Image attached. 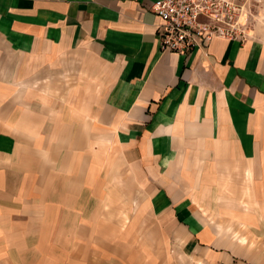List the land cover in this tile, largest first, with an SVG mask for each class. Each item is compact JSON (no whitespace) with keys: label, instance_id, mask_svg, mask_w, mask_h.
I'll list each match as a JSON object with an SVG mask.
<instances>
[{"label":"crops","instance_id":"obj_1","mask_svg":"<svg viewBox=\"0 0 264 264\" xmlns=\"http://www.w3.org/2000/svg\"><path fill=\"white\" fill-rule=\"evenodd\" d=\"M153 1L0 0V264H78L145 228L206 264L249 244L264 214V38L161 50ZM17 57L76 59L101 97L83 132L17 110ZM113 203L128 226L100 222Z\"/></svg>","mask_w":264,"mask_h":264},{"label":"rangeland","instance_id":"obj_2","mask_svg":"<svg viewBox=\"0 0 264 264\" xmlns=\"http://www.w3.org/2000/svg\"><path fill=\"white\" fill-rule=\"evenodd\" d=\"M244 6L240 20L246 32L264 38V0H246ZM23 61L16 58L15 83L10 86L17 110L28 109L32 111L28 115L30 119L52 124H58L59 119L79 121L83 132L87 128L88 107L99 106L101 97L91 79L85 76L86 72L78 68L76 59H64L51 66L28 60L24 64ZM113 206L114 203L110 212L100 214V222L115 221L122 224L126 221L125 225L128 226L130 214L116 212L112 210ZM142 216L146 217V214ZM256 217V226L245 229L249 232V244L231 246L232 259L221 264H264V214L257 213ZM161 237L155 230L145 228L137 243L126 245L120 243L119 234L115 239L118 243L113 244L112 252L101 250L98 244H94L91 248L95 254H92L91 260L81 259L78 264H206L200 256L183 251L180 246L151 243L158 238L161 241Z\"/></svg>","mask_w":264,"mask_h":264},{"label":"built area","instance_id":"obj_3","mask_svg":"<svg viewBox=\"0 0 264 264\" xmlns=\"http://www.w3.org/2000/svg\"><path fill=\"white\" fill-rule=\"evenodd\" d=\"M246 0H155L150 9L161 19L155 35L161 50L185 54L215 37L244 39L241 22ZM246 5V4H245Z\"/></svg>","mask_w":264,"mask_h":264}]
</instances>
